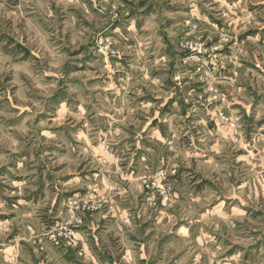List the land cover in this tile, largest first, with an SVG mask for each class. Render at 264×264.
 <instances>
[{
  "label": "rangeland",
  "instance_id": "374dc122",
  "mask_svg": "<svg viewBox=\"0 0 264 264\" xmlns=\"http://www.w3.org/2000/svg\"><path fill=\"white\" fill-rule=\"evenodd\" d=\"M0 264H264V0H0Z\"/></svg>",
  "mask_w": 264,
  "mask_h": 264
},
{
  "label": "crops",
  "instance_id": "0c3cea01",
  "mask_svg": "<svg viewBox=\"0 0 264 264\" xmlns=\"http://www.w3.org/2000/svg\"><path fill=\"white\" fill-rule=\"evenodd\" d=\"M240 1V0H239Z\"/></svg>",
  "mask_w": 264,
  "mask_h": 264
}]
</instances>
